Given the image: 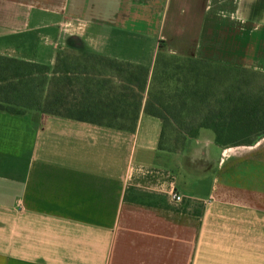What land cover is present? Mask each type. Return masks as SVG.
<instances>
[{
  "label": "crops",
  "instance_id": "crops-1",
  "mask_svg": "<svg viewBox=\"0 0 264 264\" xmlns=\"http://www.w3.org/2000/svg\"><path fill=\"white\" fill-rule=\"evenodd\" d=\"M251 2L0 0V56L51 68L73 43L152 71L163 42L264 72ZM161 131L143 111L129 132L0 110V264H264V136L224 147L200 129L170 151Z\"/></svg>",
  "mask_w": 264,
  "mask_h": 264
},
{
  "label": "trees",
  "instance_id": "trees-1",
  "mask_svg": "<svg viewBox=\"0 0 264 264\" xmlns=\"http://www.w3.org/2000/svg\"><path fill=\"white\" fill-rule=\"evenodd\" d=\"M163 48L161 42L152 71L142 65L95 54L70 58L59 53L51 68L0 56V110L21 114L35 109L129 132L134 131L143 111L162 120L159 147L170 151L179 150L200 129L211 130L216 144L224 147L252 145L264 136V94L231 87L225 91L222 101H217L218 108L205 109L202 115L197 114V121L180 124L173 147L166 148L164 133L172 107L167 94L159 87L164 78L159 81L158 73L164 75L168 67L161 56ZM186 61L213 64L200 58L188 57ZM197 85L195 80V90L189 91L185 85L178 94L180 112L184 111L187 100L195 110L197 102L209 104L207 89L197 97L200 93Z\"/></svg>",
  "mask_w": 264,
  "mask_h": 264
},
{
  "label": "rangeland",
  "instance_id": "rangeland-1",
  "mask_svg": "<svg viewBox=\"0 0 264 264\" xmlns=\"http://www.w3.org/2000/svg\"><path fill=\"white\" fill-rule=\"evenodd\" d=\"M246 22L248 27H261L260 31L264 35V0H252L249 3V10L246 14ZM60 24L66 30L74 29L73 35H70L72 40L76 41L78 32L77 24L70 21H61ZM77 31V32H75ZM68 34V33H65ZM261 33L259 32V35ZM264 39V37H261ZM64 45L59 51L63 55L71 57L79 56V54H89L75 46V44ZM264 51V50H263ZM58 53V54H59ZM160 53V52H159ZM161 56L164 62L167 63V68L164 70V75L158 73L159 81L163 79L159 87L162 88L168 96V104L172 107V114L169 113V121L165 128V147L172 148L176 136V128L180 124H188L190 121H197V114H201L208 108H218L217 101L224 98L225 91H229L231 87H239L242 91H247L251 94H264V72L250 71L248 69L239 68L230 65H221L217 63H188L186 56H176L166 52V49L161 50ZM194 59V57H190ZM153 69V68H152ZM192 69L193 71H189ZM195 80L198 81L197 88L200 93L207 89V102L209 104L199 103L195 99V109L192 108L191 101L187 100L184 111H179V96L178 94L187 86L189 91L195 90ZM173 114H176L174 117ZM210 133V132H209ZM211 134V133H210Z\"/></svg>",
  "mask_w": 264,
  "mask_h": 264
},
{
  "label": "built area",
  "instance_id": "built-area-1",
  "mask_svg": "<svg viewBox=\"0 0 264 264\" xmlns=\"http://www.w3.org/2000/svg\"><path fill=\"white\" fill-rule=\"evenodd\" d=\"M170 199L173 202L177 203V202H179L181 200V196L176 194V193H172L171 196H170Z\"/></svg>",
  "mask_w": 264,
  "mask_h": 264
}]
</instances>
